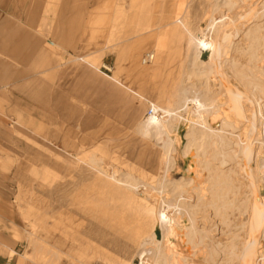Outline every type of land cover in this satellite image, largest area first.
Returning <instances> with one entry per match:
<instances>
[{"label": "rangeland", "instance_id": "1", "mask_svg": "<svg viewBox=\"0 0 264 264\" xmlns=\"http://www.w3.org/2000/svg\"><path fill=\"white\" fill-rule=\"evenodd\" d=\"M41 1L46 11L38 35L47 40L46 67L31 71L35 80L16 83L14 96L0 97V174L13 196L15 235L21 245L12 264H148L151 255L141 258L138 253L145 241L148 248H154L150 234L167 244L170 253L180 254L183 264H205V261L239 264L254 202L242 167L234 166L233 188L230 187L227 196L233 203L227 211L229 225L222 224L213 206L206 203L194 217L195 229L203 239L198 240L195 235L188 242L185 231L190 225L189 218L174 219V212L168 208L180 201L173 196L171 184L196 177L193 167L207 173L203 180L208 187L209 176L218 166L212 161L210 150L203 154L194 147L193 152L185 154L190 126L197 119L195 107L185 109L183 120L165 136V140H173L174 149L168 175L163 161L158 164L162 144L137 134L136 128L147 119L152 102L164 104L179 88L192 84L220 104L219 119L224 116L241 123L235 109L226 104L225 87L233 84V88L246 90L235 79L237 70L247 71L251 65L253 70L264 72V47L256 46V42L246 37L258 28L264 34V15L261 16L264 0H231L234 2L231 9L225 5L220 10H215L216 5L227 0ZM175 12L184 13L186 26L198 37L202 36L201 31L209 32L211 17L215 19L221 12L228 15L225 29L237 33L224 44L216 61L218 71L215 62L209 64L211 48L205 49L202 59L209 64L204 67L206 73L185 80L190 70L191 43L185 30L178 24L171 25ZM166 17L169 27L151 32L166 24ZM231 24L236 28L232 29ZM151 36L149 44L138 48L135 67V44L140 45L141 38ZM147 52L154 53L155 58L145 65L141 59ZM108 75L118 78L137 94ZM26 89L31 96L23 97ZM242 125L234 130V135H243ZM256 154L250 170L257 178L258 195L264 207V176L259 169L264 150L258 149ZM91 157L101 159V167L109 173L135 177L142 183L141 192L146 194L130 193L102 178L88 165ZM209 160L213 162L212 170H203ZM228 171L227 165L222 172ZM163 183H168L167 191L158 194L155 190ZM191 193L184 202L193 205L196 193ZM205 194L210 201L211 195ZM145 207L151 210L147 218ZM163 209L172 222L168 233H164L158 221ZM217 243L228 247L234 244L235 255L230 256L227 248H219L216 263L210 260L207 253Z\"/></svg>", "mask_w": 264, "mask_h": 264}, {"label": "bare ground", "instance_id": "2", "mask_svg": "<svg viewBox=\"0 0 264 264\" xmlns=\"http://www.w3.org/2000/svg\"><path fill=\"white\" fill-rule=\"evenodd\" d=\"M225 5L230 7L231 9V7H233L234 5V2L231 0L230 1L227 0L225 1V3L221 5L217 4L215 10ZM262 7L264 8V3ZM183 14L179 12L177 13L175 12L174 21L173 23H171V25L178 24L183 30H185V33L189 37V41L191 43L190 53L188 55V64L190 70L187 74V77L185 78V80L187 81V80H191L192 79L191 76L193 75L196 77H202V75L206 73L204 67H207L209 64H212V62L213 65L215 62L214 67L217 68V69L215 68V71H218V65H217L218 63L216 61L221 56L220 54L221 51L223 50L222 48L224 44H226L229 41V39L235 37L237 31L234 32V30H232L231 33V30L227 31L225 29V27L227 26L226 20L228 18L227 17L228 15L221 12L219 17L217 16L215 17L214 15L213 16L215 17V19L211 17L207 28L209 32L205 33L204 31H201L200 33L202 34V36L200 35L201 37H198V35H194L186 26ZM263 15L264 14H261V16ZM258 17L256 16L255 18ZM228 25L230 26V24ZM235 26H232L231 24V28L233 27L235 29L236 28ZM260 29L261 28H258L256 31H254L253 34L251 32H248L246 34V37L252 40V43L256 42V46L262 45L264 47V34L261 32ZM209 48H211V55L208 64L206 61H203L202 52L205 49H209ZM225 55L223 57H225ZM141 63H142V59H141ZM214 67L212 68L210 74L214 71ZM231 67H234L233 63H231ZM248 67H249L247 68L248 72L246 70H245L246 72L238 71V70L236 71V73L234 72L237 77L235 79L236 80L239 79L240 83L245 87L246 89L245 91L239 90L240 87L233 88L232 87L233 84H231V86H226L224 84L226 86L225 87V92H226L225 94L227 98L226 104L231 105L235 109L234 111L239 115V119L241 120V123L237 124L234 121L228 120L226 117L224 118V116L223 118L219 119V115L221 113L219 112L220 104H216L214 99L210 100L209 96L206 95L207 92L203 95L202 89L192 84L189 87L183 86L179 88L177 90L178 93L173 94L172 97L167 96L169 97L167 98L168 101L166 99L167 102H165L164 104L163 103L156 104L155 102L151 101L152 105L156 106L154 107L158 114L154 119L147 118L145 121L139 123L137 125L136 132L137 134H140L143 137L149 139V141H151L150 139H152L156 141V144L158 145L162 144L161 152L157 156L159 160L158 164H161L163 161L164 163L163 165L166 169V174L168 175L171 165L173 164L172 154L174 149L172 147L173 140L170 141L169 138L165 140V136L168 137L167 136L168 133H170V131H172L177 126V124L183 120V114H184L183 111L185 109H187L189 106L195 107L194 115L196 116L195 118L197 119L194 122V126H190V132L188 134L190 138L186 146L185 154L193 152L192 149L194 147L196 148L197 151L201 150L203 154L207 153V150H210L211 151L210 156L213 159L212 161H216L218 163V166L215 165L216 169H213V173L209 176L210 182L207 184L208 187L205 185L203 180V176L207 173L205 172V174H203L204 172L202 173V171H199L198 168L195 169L193 167H192V171L196 174V177L190 178L189 180L182 179L179 181H173L171 184L172 194L173 196L177 197L178 201L179 200L180 201L178 205L169 204L168 208H170L171 211L174 212V213L172 212L173 213L172 217L174 219H177L178 217H182V216H187L189 218L190 225L187 228L185 227L186 228L185 237L188 240V242L192 240L193 236L195 235L198 236L199 238L198 240L203 239L201 237L200 232L195 229V226H197V224L195 225L194 217L195 215L199 214L200 212L199 208H201V206L203 205H206V203L207 205L213 206L215 216L217 215L220 216L221 223L228 226L229 219H228L227 211L233 206V203L232 201L228 200L227 196L231 190L230 187H232V183H233L232 175L236 174V171L234 170V166L236 165V167L238 166L239 168L242 167L244 173L243 177L248 182V187L251 189L254 202L252 205V214L250 216V222H249V229H248L249 233L247 232L248 237L245 239V242L241 250L239 264H264V241L263 242L261 241L262 237L264 240V218H263L264 207L261 206V202L258 195V185H257L258 183L256 180L257 178L255 177L254 173L250 170L251 162L255 159L257 155L256 150L258 149L260 151L264 150V72L262 71L257 72L253 70L251 65ZM197 68L200 69L198 72L192 71V69H197ZM258 75L260 76L258 77ZM246 103L249 105V107L248 105H246ZM245 122H247L248 125H245ZM240 124H243L242 126H244L243 135H234L233 134L234 130L238 129L239 128L238 126ZM216 125H218V127H216ZM225 129H231L233 132L226 133ZM243 137H245V140L243 139ZM255 145L257 147L256 149L254 148ZM199 157L200 156H197V158ZM100 164H101V159L95 157H91L88 162V165L94 170V172H96L102 178H105L106 180H109L110 182L118 186H121L123 189H125L130 193L141 192L140 188L142 187L141 185L142 183L139 184L140 181L138 182L135 179V177L133 178L132 176L127 174L116 175V174H112L111 172L109 173L108 171L104 170ZM212 164L213 162L211 161L205 163L203 170L211 171L213 167ZM229 164L230 165L233 164L232 168H229ZM227 165L229 171L227 174H224L222 170ZM259 169L261 170L264 176V161L261 163ZM167 185L168 183L167 184L163 183L155 191H157L158 194H163L164 190L165 192L167 191L165 189ZM147 189H143V190L146 191ZM149 192L150 191H148L147 193ZM191 192H194L193 195H195L196 193L195 195L196 204L193 205L184 202L186 198L191 196L192 194ZM206 192H208L211 195L210 201L205 199ZM144 193L146 194V192L144 191L141 192L142 195ZM151 196H153V192ZM182 198L183 201L181 200ZM150 214H151V210L145 207L144 215L146 216V218L147 216L149 217ZM158 221H160L161 226L164 228V233H168L170 231L169 227L172 225L171 224L172 222L171 219L168 217L165 209L159 211ZM262 227L263 230L261 229ZM150 238L152 240V244L154 245V248L153 249L148 248L149 245L147 241H145L142 244L140 243L142 247L138 253V256L141 258L145 257L148 254L151 255L152 259L150 260V262H148V264H183L184 263V259L183 257H180V254L170 253V248L167 247V244H164V242L159 241L154 234H150ZM150 246L152 247V245ZM211 246L212 248L211 250H209L207 255L208 258L214 262L216 261L215 260L216 254L217 252L220 251V249L225 250L227 248L229 250L230 256H233L236 253L234 244H230L229 247L224 246L223 244L220 243H217L216 245L213 244ZM194 250L196 249H193V251Z\"/></svg>", "mask_w": 264, "mask_h": 264}, {"label": "crops", "instance_id": "3", "mask_svg": "<svg viewBox=\"0 0 264 264\" xmlns=\"http://www.w3.org/2000/svg\"><path fill=\"white\" fill-rule=\"evenodd\" d=\"M45 8L41 0H0V97L14 96L13 87L16 83L35 80L31 71L35 67H46L49 58L45 44L47 40L38 35ZM64 8L66 11V6ZM166 18V24L151 32L169 27ZM141 39V44L136 43L134 48L135 67H138V48L149 44L153 37ZM108 77L137 94L136 90L118 78ZM24 93L23 97L31 96L27 89ZM12 197L0 174V264H12L13 256L21 247L15 235L16 209Z\"/></svg>", "mask_w": 264, "mask_h": 264}, {"label": "built area", "instance_id": "4", "mask_svg": "<svg viewBox=\"0 0 264 264\" xmlns=\"http://www.w3.org/2000/svg\"><path fill=\"white\" fill-rule=\"evenodd\" d=\"M154 58H155V55H154V53H152V52H147V53H145L144 54V56L142 57V64H151V63H153L154 62ZM157 111H156V109H155V107L154 106H150L149 108H148V111H147V118H156V116H157Z\"/></svg>", "mask_w": 264, "mask_h": 264}]
</instances>
